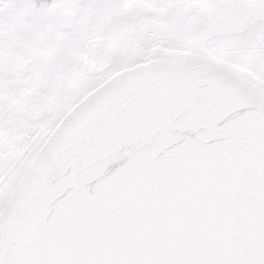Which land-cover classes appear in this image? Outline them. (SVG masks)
I'll use <instances>...</instances> for the list:
<instances>
[{"label": "snow or ice", "instance_id": "snow-or-ice-1", "mask_svg": "<svg viewBox=\"0 0 264 264\" xmlns=\"http://www.w3.org/2000/svg\"><path fill=\"white\" fill-rule=\"evenodd\" d=\"M0 264H264V0H0Z\"/></svg>", "mask_w": 264, "mask_h": 264}]
</instances>
